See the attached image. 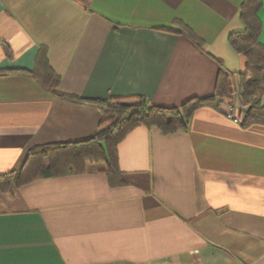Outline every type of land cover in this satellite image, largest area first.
<instances>
[{
  "label": "crops",
  "instance_id": "crops-1",
  "mask_svg": "<svg viewBox=\"0 0 264 264\" xmlns=\"http://www.w3.org/2000/svg\"><path fill=\"white\" fill-rule=\"evenodd\" d=\"M242 1L0 0V264H264V125H241L237 93L184 131L134 127L116 147L120 184L87 162L15 186L29 149L95 136L89 101L179 107L211 95L220 71L237 87L244 59L228 36L243 29ZM180 24L200 44L162 29ZM41 48L58 90L85 103L32 78Z\"/></svg>",
  "mask_w": 264,
  "mask_h": 264
},
{
  "label": "trees",
  "instance_id": "trees-1",
  "mask_svg": "<svg viewBox=\"0 0 264 264\" xmlns=\"http://www.w3.org/2000/svg\"><path fill=\"white\" fill-rule=\"evenodd\" d=\"M261 6L260 0H243L239 10L243 29L228 36L231 49L244 59V70L238 76L237 87L234 86L230 74L220 71L211 95L191 98L179 107H157L142 97L89 101L103 116L95 136L73 144H45L29 149L17 173L15 186L49 177L81 174L85 172L87 162L101 163L102 172L109 184H120L116 147L134 127H154L165 135L184 131L193 111L200 108L218 109L224 101L233 100L236 93L242 107H245L241 125H264V106L261 105L264 92V46L259 42L261 24L258 19ZM162 29L184 32L191 40L200 44V40L183 24L179 25V30ZM31 76L55 97L85 103L58 90L60 77L48 65L42 48L38 52ZM1 180L8 184V176H0Z\"/></svg>",
  "mask_w": 264,
  "mask_h": 264
},
{
  "label": "built area",
  "instance_id": "built-area-1",
  "mask_svg": "<svg viewBox=\"0 0 264 264\" xmlns=\"http://www.w3.org/2000/svg\"><path fill=\"white\" fill-rule=\"evenodd\" d=\"M225 117L235 124L240 123V119L236 116V108L232 105H227Z\"/></svg>",
  "mask_w": 264,
  "mask_h": 264
}]
</instances>
